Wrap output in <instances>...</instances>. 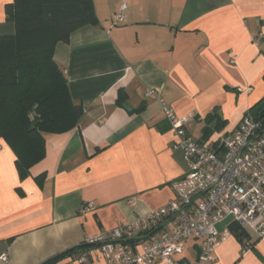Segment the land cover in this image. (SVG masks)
Wrapping results in <instances>:
<instances>
[{"label": "crops", "instance_id": "crops-1", "mask_svg": "<svg viewBox=\"0 0 264 264\" xmlns=\"http://www.w3.org/2000/svg\"><path fill=\"white\" fill-rule=\"evenodd\" d=\"M14 1L0 0V37L15 34L7 13ZM93 4L98 24L72 33L54 52L73 102L84 110L78 126L47 135L44 160L24 180L0 139V256L8 255L0 264H42L174 199L172 184L188 168L173 150L160 100L189 119L193 140L208 141L235 131L264 99V0ZM122 5L127 20L115 24ZM150 91L156 94L147 96ZM216 108L225 128L204 140L205 118ZM226 228L231 236L214 264H264V243L232 221L218 232ZM199 253L200 243L189 241L176 260L198 264ZM78 258L58 264H82ZM83 264L107 263L90 256Z\"/></svg>", "mask_w": 264, "mask_h": 264}, {"label": "built area", "instance_id": "built-area-1", "mask_svg": "<svg viewBox=\"0 0 264 264\" xmlns=\"http://www.w3.org/2000/svg\"><path fill=\"white\" fill-rule=\"evenodd\" d=\"M126 8L121 6L115 24L126 22ZM160 104L175 137L173 150L182 153L188 173L172 184L175 196L166 206L88 241L97 247L79 256L82 264L90 256L107 264H182L176 257L189 241L200 243L198 264H214L216 250L231 236L230 228L219 233L217 226L229 219L264 243L263 123L248 113L232 133L195 141L189 119L164 100ZM0 261L7 263L8 255Z\"/></svg>", "mask_w": 264, "mask_h": 264}, {"label": "trees", "instance_id": "trees-1", "mask_svg": "<svg viewBox=\"0 0 264 264\" xmlns=\"http://www.w3.org/2000/svg\"><path fill=\"white\" fill-rule=\"evenodd\" d=\"M7 13L15 34L0 37V139L15 154L24 180L44 160L47 135L71 132L84 114L83 107L73 102L68 81L54 60L56 45L69 41L72 33L85 26L97 25L98 20L93 0H15ZM117 103L124 107L123 92ZM248 113L264 125V99ZM205 122L204 140L226 125L218 108ZM35 180L42 186L45 174ZM235 235L243 237L238 228ZM95 247L86 242L42 264H58Z\"/></svg>", "mask_w": 264, "mask_h": 264}, {"label": "rangeland", "instance_id": "rangeland-1", "mask_svg": "<svg viewBox=\"0 0 264 264\" xmlns=\"http://www.w3.org/2000/svg\"><path fill=\"white\" fill-rule=\"evenodd\" d=\"M231 221L232 220L229 219V220L223 222L222 224L218 225L217 226V230L222 231V229H224L225 227H227V225H229L231 223Z\"/></svg>", "mask_w": 264, "mask_h": 264}, {"label": "water", "instance_id": "water-1", "mask_svg": "<svg viewBox=\"0 0 264 264\" xmlns=\"http://www.w3.org/2000/svg\"><path fill=\"white\" fill-rule=\"evenodd\" d=\"M125 109L129 110L130 111V108L129 106L125 105Z\"/></svg>", "mask_w": 264, "mask_h": 264}]
</instances>
